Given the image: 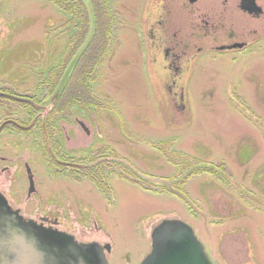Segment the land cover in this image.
<instances>
[{
	"label": "rangeland",
	"instance_id": "1",
	"mask_svg": "<svg viewBox=\"0 0 264 264\" xmlns=\"http://www.w3.org/2000/svg\"><path fill=\"white\" fill-rule=\"evenodd\" d=\"M81 1L87 35L69 50L77 30L49 0H0V90L8 94L0 98V124L24 127L7 124L0 133V193L8 205L78 242L108 244L106 264H140L151 229L163 219L187 224L213 264H264V0H257L259 19L243 16L237 0H200L203 11H225V19L215 33L197 39L178 0H107L110 44L88 87L96 104L113 110L71 106L54 121L53 140L72 160L102 146L114 151L118 157L94 154L92 164L105 163L109 195L88 179L51 175L39 151L44 141L52 145L45 118L93 35L92 9ZM158 13L167 37L175 33L189 44L178 72L151 45L148 25ZM229 32L245 47L214 49ZM61 62L57 91L43 99L44 86L37 84ZM169 140L170 149L196 160L193 167L214 171L192 176L183 185L184 200L111 174L124 165L149 189L173 191L175 167L151 146ZM25 164L33 175L30 195ZM76 164L66 162L65 172Z\"/></svg>",
	"mask_w": 264,
	"mask_h": 264
},
{
	"label": "trees",
	"instance_id": "2",
	"mask_svg": "<svg viewBox=\"0 0 264 264\" xmlns=\"http://www.w3.org/2000/svg\"><path fill=\"white\" fill-rule=\"evenodd\" d=\"M49 1L65 15L69 16L70 19L67 20V23L71 24V27H74L73 29L76 28L77 33L70 35L69 42V50H75V48L86 38L89 26L87 10L84 3L81 0ZM88 3L92 9L94 17L93 35L74 65L71 75L64 85L62 92L57 95V104L54 105L45 118L43 127L47 128L48 138L52 145L51 147H48V145H46L47 143L44 141L39 147V151L51 175L64 174L74 180H79L81 178L88 179L100 193L109 195L110 187L107 184L108 175L103 174V166L105 163L99 162L94 165L92 164L97 158L94 154H102L105 151H109L111 157H118L114 151L102 146L98 149H93L90 154L82 159L79 158L78 160H72L67 153L60 149V145L53 140V135L56 132L53 125L54 121L63 117L69 107L74 106L86 112H89L90 108L97 110H100L101 108L113 110V106L110 104H96L97 100L91 95L88 87V83L92 80L91 74L95 68L102 63L110 44V12L107 10V0H88ZM63 64L64 63L61 62L60 65L51 68L47 76L41 78L37 84L38 88L44 86L45 92L42 97L43 99L51 97L57 91L56 88L60 80ZM2 91L3 90H0V98H7L8 94ZM81 96L84 97V99H81ZM13 98L25 101V99L16 96H13ZM27 106H31V103L27 102ZM32 111L35 112L33 108ZM171 143L172 140L165 142H151V146L163 155L166 162L175 167L174 175L171 177V179L175 180L172 184L173 188L171 187L173 191H169L164 187H161L159 190L149 189L150 187L143 179L139 178L132 170L124 165H120V171H112L111 174L137 184L144 190H152L153 193H166L179 200H184L185 197H187V194L183 189V185L192 176L200 175L202 173H214V171L210 166L195 165V167H193V163H195L196 160L187 154L170 149ZM33 145L38 147L36 143H33ZM68 161H73L77 164L72 166L69 171L65 172L64 169L67 167L66 162ZM55 168H57V170H55ZM178 178L180 179L177 180Z\"/></svg>",
	"mask_w": 264,
	"mask_h": 264
},
{
	"label": "water",
	"instance_id": "3",
	"mask_svg": "<svg viewBox=\"0 0 264 264\" xmlns=\"http://www.w3.org/2000/svg\"><path fill=\"white\" fill-rule=\"evenodd\" d=\"M248 2L249 11L255 10L254 1ZM25 172L27 195H30L34 183L27 164ZM19 237L27 241L26 250L17 244ZM109 251L108 244L78 242L72 235L24 218L0 193V264H106ZM140 264L213 263L187 224L177 219H163L151 229L150 250Z\"/></svg>",
	"mask_w": 264,
	"mask_h": 264
},
{
	"label": "flooded vegetation",
	"instance_id": "4",
	"mask_svg": "<svg viewBox=\"0 0 264 264\" xmlns=\"http://www.w3.org/2000/svg\"><path fill=\"white\" fill-rule=\"evenodd\" d=\"M165 2V0H160V3ZM180 1V7L187 10L188 20L192 28L190 33L193 38L197 39L201 36H210L211 33H215L217 25L224 24L225 11L220 15L216 16L212 11H203L198 6L200 0H178ZM255 4V10L249 11V2L246 0L242 3V0H237L236 9L245 17H250L253 19H259L263 15V9L258 4L257 0H253ZM161 8V7H160ZM163 8V7H162ZM258 9V10H257ZM256 11V12H255ZM148 25L150 42L158 50L163 51L164 61L167 63L168 68H172L174 71L178 72L181 70L180 62L183 61L185 55V50L182 49L183 46H189L182 38H176L174 33L172 38L167 37V31L165 28V21L163 19V14L158 13L157 17L150 20ZM217 23V24H216ZM215 35V34H214ZM227 42L221 43L214 46L216 50L219 51H232L235 49H242L245 47L246 42L237 40L233 37V34L229 32L227 34ZM164 46V47H163ZM178 46H181L179 49ZM198 52L200 49H197ZM188 61V60H187ZM9 124L16 129L24 128L19 125L16 121L6 120L0 124V133L4 130L5 126ZM5 157L0 156V161H4ZM2 172L5 171L6 167H2ZM33 176V175H32ZM7 201V199H6Z\"/></svg>",
	"mask_w": 264,
	"mask_h": 264
},
{
	"label": "clouds",
	"instance_id": "5",
	"mask_svg": "<svg viewBox=\"0 0 264 264\" xmlns=\"http://www.w3.org/2000/svg\"><path fill=\"white\" fill-rule=\"evenodd\" d=\"M16 242L22 249L26 250L27 241L23 237H19Z\"/></svg>",
	"mask_w": 264,
	"mask_h": 264
},
{
	"label": "crops",
	"instance_id": "6",
	"mask_svg": "<svg viewBox=\"0 0 264 264\" xmlns=\"http://www.w3.org/2000/svg\"><path fill=\"white\" fill-rule=\"evenodd\" d=\"M212 246V245H211Z\"/></svg>",
	"mask_w": 264,
	"mask_h": 264
}]
</instances>
